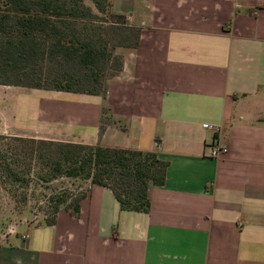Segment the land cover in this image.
<instances>
[{
	"label": "crops",
	"instance_id": "1",
	"mask_svg": "<svg viewBox=\"0 0 264 264\" xmlns=\"http://www.w3.org/2000/svg\"><path fill=\"white\" fill-rule=\"evenodd\" d=\"M110 10L140 29L137 48L122 52L114 91L64 99L90 146L155 153L165 183L135 213L86 182L78 216L62 209L53 225L9 236L0 264H264V0H111ZM26 89L0 85V107L27 103ZM216 138L227 148L218 159Z\"/></svg>",
	"mask_w": 264,
	"mask_h": 264
},
{
	"label": "trees",
	"instance_id": "2",
	"mask_svg": "<svg viewBox=\"0 0 264 264\" xmlns=\"http://www.w3.org/2000/svg\"><path fill=\"white\" fill-rule=\"evenodd\" d=\"M91 1L96 12L83 0H0V85L101 95L106 78L122 71V52L137 48L141 31L112 12L108 0ZM29 141L46 166L43 182L63 177L107 188L122 211L148 213V189L165 183L168 163L155 153ZM0 171L7 182L27 185L30 174L13 168L2 151ZM85 196L64 192L51 199L53 216L45 225L54 224L61 206L78 216Z\"/></svg>",
	"mask_w": 264,
	"mask_h": 264
},
{
	"label": "rangeland",
	"instance_id": "3",
	"mask_svg": "<svg viewBox=\"0 0 264 264\" xmlns=\"http://www.w3.org/2000/svg\"><path fill=\"white\" fill-rule=\"evenodd\" d=\"M83 3L96 12L91 0H83ZM114 85V81L107 77L101 95L106 91H114ZM17 92L19 95L25 94L29 99L27 103L17 101L6 105L7 107L3 103L0 107V123L3 122L0 128V151L6 153L7 158L13 162V168L30 175L27 185L22 186L7 182L0 171V245L9 236L23 232L25 228L45 225V221L51 220L55 205L51 199L64 192L78 196L87 190L86 182L63 177L50 183L43 182L46 166L37 158V148L29 141L81 143L90 146L88 139L84 140L81 136L85 126L80 122V114L77 113L79 110L66 101H74L77 96L36 89ZM10 118L13 122L16 120L18 127L9 125ZM15 138L22 141H16ZM62 209L61 206L60 210Z\"/></svg>",
	"mask_w": 264,
	"mask_h": 264
},
{
	"label": "built area",
	"instance_id": "4",
	"mask_svg": "<svg viewBox=\"0 0 264 264\" xmlns=\"http://www.w3.org/2000/svg\"><path fill=\"white\" fill-rule=\"evenodd\" d=\"M202 128L212 132L213 134L220 136L222 127L214 124H203ZM227 152L226 145L216 138V142L208 147V156L210 158L218 159Z\"/></svg>",
	"mask_w": 264,
	"mask_h": 264
}]
</instances>
